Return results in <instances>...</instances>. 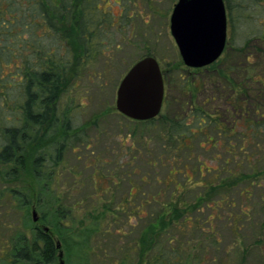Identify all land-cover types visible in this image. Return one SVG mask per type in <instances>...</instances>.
<instances>
[{"label": "rangeland", "instance_id": "1", "mask_svg": "<svg viewBox=\"0 0 264 264\" xmlns=\"http://www.w3.org/2000/svg\"><path fill=\"white\" fill-rule=\"evenodd\" d=\"M114 1L102 7V14L104 9L113 17V26H109L107 35L102 36L97 55L86 61L75 42H66L73 60L70 67L72 76L60 106L71 108L75 126L87 127L85 140L88 147L78 143L75 151L69 149L65 152L60 180L53 186H58L61 195L70 193L68 201L84 199L81 206L72 208L69 217V226H73L76 232L91 226L93 220L90 217L99 212L107 201L106 198L99 201L93 182L85 180V175H91L93 168L82 171L83 160L92 165L104 162L103 169L116 175L117 184L112 186L114 202L126 198L130 190L135 199L133 205L138 207L146 200L151 204L142 208L144 215L134 207L130 219L121 212L114 218L108 217L109 230L118 234H113L115 236L109 242H102L99 256L90 258V264L140 262L137 251L142 246L141 234L151 216H156L161 208L153 201L154 198L165 204L176 202L182 216L174 218L164 234L171 242L160 243L158 248L148 252L142 264H156L158 261L162 264H264V129L254 136L248 129L252 123H263L264 119L248 116L251 122L247 123L246 116H240L241 112L234 114L230 101L236 99L237 94L219 73L233 67L228 73L235 86L246 85L244 78H248L249 73L261 74L264 78V58L254 49L257 47L264 51V44L256 40L257 32L260 33L264 27V2L262 7L250 1L249 6H242L241 23L236 22L233 29L228 24L226 52L214 64L197 70L184 65L171 34L170 19L178 0ZM247 38L251 39V45L246 43ZM24 42L28 43L27 40ZM239 50L243 52L238 53ZM26 52L27 55L30 51ZM146 55L155 57L160 64L167 100L162 117L150 126L131 122L116 110L121 81ZM79 58L81 62L85 61L82 67L76 68L75 60ZM14 71L15 68L10 67L2 70L0 78L3 80L0 81L7 85L13 83ZM188 83L195 84L188 86ZM248 87L254 93L253 101L258 92L264 97L261 84L253 83ZM192 106L212 115L217 127L233 131L226 137H219L216 126L214 129L205 128L203 134L196 133L191 137L190 148H180L177 138L182 142L185 138L172 134L171 121L180 122L184 113L193 109ZM206 137L212 141H207ZM213 168L220 169L217 178L216 172L210 170ZM172 169L174 172V169H179V173L172 172ZM71 172L81 175L76 186L69 179L71 175L68 173ZM76 179L74 176L73 181ZM127 179L134 188L130 189L131 183ZM220 179L229 184L209 194L207 203H201L198 197L204 192L202 187L217 184ZM99 182L96 185L98 190L101 188ZM13 186L31 193L37 185L26 178L17 184L9 179L0 180L1 191ZM18 205L0 208L2 240L11 236L10 227H22L25 222L24 210L15 209ZM34 211L37 222L34 221ZM41 217V211L32 204L29 218L39 225ZM3 227H9V230L2 232ZM2 249L0 246V264H7L1 260ZM161 249L168 257L164 262L155 258L160 257ZM66 261L65 252L61 249L58 262L67 264Z\"/></svg>", "mask_w": 264, "mask_h": 264}, {"label": "trees", "instance_id": "2", "mask_svg": "<svg viewBox=\"0 0 264 264\" xmlns=\"http://www.w3.org/2000/svg\"><path fill=\"white\" fill-rule=\"evenodd\" d=\"M248 1L260 7L264 2V0H224L230 28L233 29L236 22L241 23L240 12L244 4L250 5ZM113 2L115 3L114 0H0V74L7 67L15 68L13 83L7 85L5 81H0V180L9 179L13 184H17L26 178L37 185L31 193H25L24 188H14V186L4 191L0 190V208H11L18 203L15 209L25 212L23 226L10 227L12 234L9 239L0 238L2 241L0 246L3 248L1 260L7 264H60L58 257L61 249L65 252L67 264H90V258L99 256L102 242L104 240L109 242L115 236L113 234H118L109 230L111 224L107 221L108 217L114 218L121 212L130 219L134 207L139 213L143 212L142 208L145 205L151 204L146 200L138 207L133 205L135 199L130 190L126 198L122 197L119 202H114L115 192L112 186L117 184L116 175L108 169H103L104 162L96 163L95 160L96 164L92 165L88 160H83L82 171L93 168L91 175H85V180L90 179L93 182L99 201L105 198L107 201L99 212L90 217L93 224L76 232L73 226H69L71 225L69 217L72 208L81 206L84 199L68 201L67 197L70 193L64 192L61 195L58 186L56 188L53 186L60 180L65 152L69 149L75 151L78 143L88 147L85 140L87 127L75 126L71 108L60 106L62 95L66 92L72 76L70 67L73 60L66 42L67 40L75 42L86 61L97 55L99 51L96 49L101 45L102 36H106V29L113 26V17L105 13L104 9L102 14V7ZM257 33L256 40L264 44V27L260 33ZM250 38H247L248 45H251ZM254 49L264 58L263 50L257 47ZM26 51L30 52L26 55ZM241 52L243 51H238ZM249 58L250 56L247 57V61ZM84 61L81 62L80 58L76 59L74 65L76 68L82 67ZM233 69L231 67L219 73L221 78L230 83V88L234 87L233 92L237 94L236 99L230 101L235 109L234 114L241 112L240 116H246L247 123L251 122L248 116H260L264 119V97L258 92L255 95L257 101H253L254 93L248 87L250 84L258 83L264 88V78L261 74L253 75L248 71V78L246 76L244 78L247 84L235 86L229 80L230 73H228ZM262 69L264 73V62ZM0 80H3V77ZM194 84L188 83V86ZM166 101L165 97V104ZM189 110L184 113L180 122L171 121L172 134L178 135L181 139L185 138L183 142L177 138L179 147H189L191 137L196 136V133L203 134L205 128L217 127L212 115H207L202 108L193 107ZM161 117L160 115L146 122L128 120L150 126ZM251 125L248 129L250 133L252 132V136L264 129V121ZM232 131L233 129L227 130V133ZM206 140L212 141L208 137ZM174 170L179 173V169ZM210 170L216 172L214 175L217 178L220 169ZM68 174L71 175L69 179L76 186L81 178L80 173ZM74 176L77 177L76 182L73 181ZM141 180L145 181L144 178ZM98 181H100V190L96 186ZM128 182L131 183L130 180ZM228 184L220 179L217 184L203 186L204 192L199 195L198 200L203 204L207 203L209 194ZM131 187L134 188L133 183L130 184V189ZM153 201L161 208L156 216H151V221L143 229L140 237L142 246L137 251L141 260L137 264H142L145 260L144 256L158 248L160 243L165 245L166 241L171 242L164 234L169 230L170 222L182 216L176 202L165 204L155 198ZM32 204L41 211L39 225L29 218ZM207 205L209 207V204ZM3 230L7 232L9 227H3L1 231ZM72 231L74 233H71ZM163 251L161 249L162 253L159 258L155 257L156 260L163 262L168 260ZM160 263L158 261L156 264Z\"/></svg>", "mask_w": 264, "mask_h": 264}, {"label": "water", "instance_id": "3", "mask_svg": "<svg viewBox=\"0 0 264 264\" xmlns=\"http://www.w3.org/2000/svg\"><path fill=\"white\" fill-rule=\"evenodd\" d=\"M170 30L186 67L201 69L214 64L223 55L228 39L224 0H178ZM164 101L165 82L160 64L155 57L145 56L121 81L116 110L127 119L145 122L161 114ZM33 216L37 222L35 211Z\"/></svg>", "mask_w": 264, "mask_h": 264}, {"label": "flooded vegetation", "instance_id": "4", "mask_svg": "<svg viewBox=\"0 0 264 264\" xmlns=\"http://www.w3.org/2000/svg\"><path fill=\"white\" fill-rule=\"evenodd\" d=\"M227 10V9H226ZM227 20H228V12H227ZM228 24H229V21H228ZM227 34H228V30H227ZM227 44H228V39H227ZM227 44H226V46H227ZM225 50H226V48H225ZM225 52V51H224ZM192 69V68H191ZM165 106V101H164V104H163V107ZM162 110H163V108H162ZM162 112V111H161ZM161 115V114H160ZM160 115L158 116V117H160ZM157 117V118H158ZM156 119V118H155ZM146 122V121H145ZM223 134V135H222ZM217 135L220 137V135H222L223 137H226L227 136V130L226 129H224V128H219L218 127V130H217Z\"/></svg>", "mask_w": 264, "mask_h": 264}]
</instances>
